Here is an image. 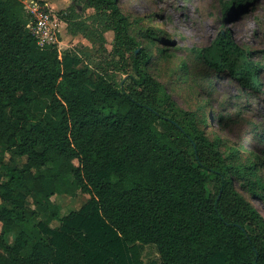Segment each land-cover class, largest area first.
<instances>
[{
  "label": "trees",
  "instance_id": "trees-1",
  "mask_svg": "<svg viewBox=\"0 0 264 264\" xmlns=\"http://www.w3.org/2000/svg\"><path fill=\"white\" fill-rule=\"evenodd\" d=\"M24 1L0 0V264H143L147 245L161 264H264V217L235 186L261 198L264 183L253 165L228 162L220 139L148 72L151 54L117 1L80 0L113 32L111 58L95 68L57 46L40 49ZM246 1L224 3L225 14ZM76 15L58 12L72 34L86 27L73 26ZM196 54L260 90L262 67L229 30ZM59 192L88 199L61 216L51 200Z\"/></svg>",
  "mask_w": 264,
  "mask_h": 264
},
{
  "label": "rangeland",
  "instance_id": "rangeland-1",
  "mask_svg": "<svg viewBox=\"0 0 264 264\" xmlns=\"http://www.w3.org/2000/svg\"><path fill=\"white\" fill-rule=\"evenodd\" d=\"M116 1L128 19L131 34L141 43V48L151 54L148 72L179 108L197 114L199 126L211 139H220V151L228 162L253 165L264 183V0H248L238 12L232 9L226 14L223 5L231 0ZM24 4L29 11L44 5L56 16L59 11L75 9L77 15L73 26L84 23L86 27L72 34L67 24L60 20L59 49L79 55L92 68L111 58L113 32L84 1L25 0ZM227 30L262 67L258 92L242 88L227 73L210 69L196 54ZM145 31L155 39L143 37ZM106 70L118 81L127 79L124 73L111 66ZM45 118L55 120L57 114L46 112ZM9 157L10 154L6 153V162ZM14 161V165L21 166L26 158H15ZM3 179L0 172V182ZM235 186L264 217V196L250 195L238 181ZM208 188L212 191L211 183ZM87 199L88 196L80 192L73 197L61 192L51 196V200L60 206L61 216L80 209ZM26 204L33 207L30 198ZM38 220H44V217L41 215ZM50 225L57 227L59 223L52 221ZM13 239L10 235L8 242L12 243ZM140 249L143 264H161L154 245L140 246Z\"/></svg>",
  "mask_w": 264,
  "mask_h": 264
},
{
  "label": "built area",
  "instance_id": "built-area-1",
  "mask_svg": "<svg viewBox=\"0 0 264 264\" xmlns=\"http://www.w3.org/2000/svg\"><path fill=\"white\" fill-rule=\"evenodd\" d=\"M31 20L27 25L30 34L36 40L40 49L59 44L58 32L60 30V18L51 13L44 5L31 9ZM60 50V49H59Z\"/></svg>",
  "mask_w": 264,
  "mask_h": 264
}]
</instances>
